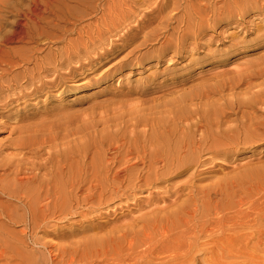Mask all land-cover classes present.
Masks as SVG:
<instances>
[{"label":"bare ground","instance_id":"bare-ground-1","mask_svg":"<svg viewBox=\"0 0 264 264\" xmlns=\"http://www.w3.org/2000/svg\"><path fill=\"white\" fill-rule=\"evenodd\" d=\"M141 12L146 21L135 24ZM246 17L264 19V0H0V133L9 131L0 142V264H264V190L228 198L216 183L197 184L214 159L264 144V54L180 93L149 88L112 133L64 110L22 123L30 102L102 61L100 48H130L99 75L105 82L168 53L198 64L192 52L212 23ZM257 39L264 47V33ZM245 176L264 177V166ZM105 208L112 219L95 222ZM69 221L66 241L59 226Z\"/></svg>","mask_w":264,"mask_h":264},{"label":"rangeland","instance_id":"rangeland-1","mask_svg":"<svg viewBox=\"0 0 264 264\" xmlns=\"http://www.w3.org/2000/svg\"><path fill=\"white\" fill-rule=\"evenodd\" d=\"M250 17L228 23H212L199 39L205 47L203 49L197 48L196 51L192 52L193 58L199 60L198 64H190V57L179 59L174 57L172 53H168L165 58L157 59L154 57L152 61H144L141 65H135L131 69L127 66L121 71H116L105 82L99 79V75L120 60L130 48L123 52L110 51L107 50L109 49L107 47L100 48L97 52L100 54L99 57L103 58L102 61H93L91 65L82 69L74 80L75 82H70L74 85L68 83V86L71 85V87L67 90L63 88L30 102L25 110L27 113L22 116V118L26 117L22 123L37 121L43 112L57 113V111L64 110L78 112L82 117L88 118L89 121H95L98 131H101L104 125L108 126L109 129L103 132L112 133L111 126L115 122L118 123L122 119L127 120L135 116L131 113L135 111V107L141 106L150 97L148 94H144L149 88L159 89L161 94L166 95L180 93L219 73L238 71L264 54V47L255 45L259 40L257 37L264 33V19ZM140 21H146L142 12L133 20L135 24ZM133 22H130L129 25L134 24ZM251 22H253L252 25ZM123 32L125 29H122L119 35ZM232 40L238 41L242 45L237 48H230ZM194 42L193 39L187 41L189 44L185 47L187 52L195 47ZM100 51L104 54H101ZM207 51L211 52V57L205 56ZM140 53L142 52L137 54ZM203 58L209 59L204 60ZM90 68L91 70H88ZM184 79L187 81L183 82ZM217 98L215 96L212 100ZM234 118L235 116H232L230 119ZM8 132L0 133V142L7 138ZM217 160L214 159L201 169L202 175L199 177L201 181L197 183L199 186L216 183L218 189L228 198L234 195L232 193L234 191L239 192L242 196L245 192L252 196L257 190L261 191V188L264 190V177L252 179L245 176L253 168L264 166V144L233 152L225 161L218 162ZM152 197L151 191L134 197L128 202V208H123L121 216L134 209V202L144 204L148 198L151 199ZM98 214L101 218L100 220L95 219V222L105 224L112 219V217L107 219L108 214L112 215L108 208L102 209ZM121 216L116 219H122ZM73 226V221L59 226V232L68 238L66 241L73 238L75 232L72 231ZM46 239L55 240L53 236H48Z\"/></svg>","mask_w":264,"mask_h":264}]
</instances>
